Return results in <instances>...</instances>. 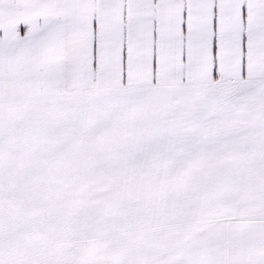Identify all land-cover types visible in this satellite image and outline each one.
<instances>
[{
    "label": "snow or ice",
    "instance_id": "1",
    "mask_svg": "<svg viewBox=\"0 0 264 264\" xmlns=\"http://www.w3.org/2000/svg\"><path fill=\"white\" fill-rule=\"evenodd\" d=\"M0 264H264V0H0Z\"/></svg>",
    "mask_w": 264,
    "mask_h": 264
}]
</instances>
